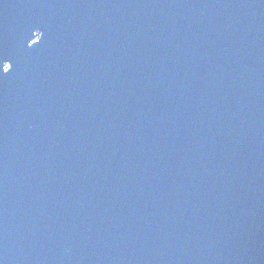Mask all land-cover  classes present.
<instances>
[{"label":"water","instance_id":"water-1","mask_svg":"<svg viewBox=\"0 0 264 264\" xmlns=\"http://www.w3.org/2000/svg\"><path fill=\"white\" fill-rule=\"evenodd\" d=\"M0 264H264V0H0Z\"/></svg>","mask_w":264,"mask_h":264}]
</instances>
